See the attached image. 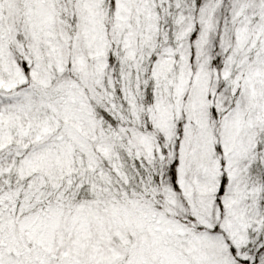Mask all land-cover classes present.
Listing matches in <instances>:
<instances>
[{
	"label": "snow or ice",
	"instance_id": "1",
	"mask_svg": "<svg viewBox=\"0 0 264 264\" xmlns=\"http://www.w3.org/2000/svg\"><path fill=\"white\" fill-rule=\"evenodd\" d=\"M0 264H264V0H0Z\"/></svg>",
	"mask_w": 264,
	"mask_h": 264
}]
</instances>
